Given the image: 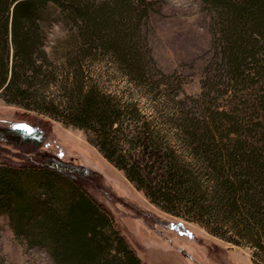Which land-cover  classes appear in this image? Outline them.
Segmentation results:
<instances>
[{
  "label": "trees",
  "instance_id": "obj_1",
  "mask_svg": "<svg viewBox=\"0 0 264 264\" xmlns=\"http://www.w3.org/2000/svg\"><path fill=\"white\" fill-rule=\"evenodd\" d=\"M201 1L216 27L206 96L223 94L229 107L206 103L202 120L185 118L181 124L211 171L212 204H203L200 185L175 159L168 161L159 187L144 185L141 173L112 146L121 110L109 96L73 82L60 112L65 123L92 131L103 157L153 202H164L168 212L176 204L189 206L200 221L205 213L232 221L264 264V0ZM150 6L148 0H0L1 99L57 119V107L42 104L36 89L54 79V71L45 69L43 27L52 15L76 27L73 50L112 46L131 74H141L136 30ZM43 138L38 127L0 128V143L21 155L16 163H0V216L14 236L46 249L53 264H144L110 211L88 191L96 177L37 156ZM217 226L214 235L226 233L224 224Z\"/></svg>",
  "mask_w": 264,
  "mask_h": 264
},
{
  "label": "rangeland",
  "instance_id": "obj_2",
  "mask_svg": "<svg viewBox=\"0 0 264 264\" xmlns=\"http://www.w3.org/2000/svg\"><path fill=\"white\" fill-rule=\"evenodd\" d=\"M148 1L151 6L136 30L142 68L138 75L130 73L112 46L100 45L85 53L73 50L76 27L59 15L46 18L44 50L49 64L45 69L54 71V79L36 89L42 104L57 107L58 117L6 104L0 97V128L38 127L44 138L37 156L56 158L93 174L96 181L88 191L110 211L142 263L263 264V255L249 239L237 235L232 221L207 213L200 221L182 204L166 211L164 202H153L103 157L92 131L63 121L60 108L68 101L71 83L78 81L85 90L109 96L121 110L117 130L111 134L112 146L141 173L144 185L159 187L168 161L175 159L200 185L203 204H212L211 171L197 158L181 123L185 118L202 120L206 103L226 104L223 94L207 97L204 85L206 69L214 62L213 15L201 0ZM17 156L21 157L17 150L0 143V163H16ZM219 223L226 226V233L217 230L221 235H214ZM0 264L53 262L46 249L17 239L0 216Z\"/></svg>",
  "mask_w": 264,
  "mask_h": 264
}]
</instances>
